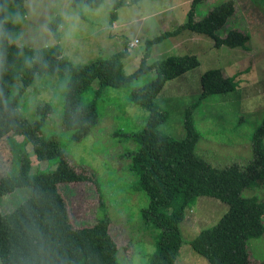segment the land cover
<instances>
[{"label":"trees","instance_id":"trees-1","mask_svg":"<svg viewBox=\"0 0 264 264\" xmlns=\"http://www.w3.org/2000/svg\"><path fill=\"white\" fill-rule=\"evenodd\" d=\"M192 0L186 22L172 30H164L147 40V44L164 37L178 35L185 29L209 36L214 46H244L249 39L245 31L233 28L224 36L219 31L235 11L234 0H224L206 15L195 20L197 3ZM25 0H0V140L4 139L11 154L13 168L0 177L1 197L20 187L30 188L29 196L10 212L0 213V260L2 264H120L117 247L109 233V218L103 202L101 215L91 225L73 228L66 206L57 189L60 183L88 178L76 171L60 148L56 134L47 132L53 110L48 101L38 103L32 120L18 110L23 95L38 78L48 83L49 76L64 82L60 122L68 142L82 140L98 122L95 102L86 103L83 93L96 80L94 99L106 86L121 88L146 70L153 78L133 89L128 103L147 112L141 129L124 139L128 169L132 174L129 188L142 192L147 204L137 213L144 228L155 231L154 250L145 264H175L182 243L180 223L185 211L198 196H212L228 208L211 226L202 228L191 240L192 249L209 264H264L251 262L246 251L249 238L264 233V202L255 196H244L243 190L264 185V117L250 135L251 155L245 165L232 162L217 167L197 152L201 136L193 120V112L209 95L234 92V76L211 68L200 77L201 92L184 114L185 134L174 137L157 127L168 119V113L154 104L164 82L178 78L198 65L194 54L167 55L150 64L142 58L136 70L125 75L122 59L127 48L84 64H73L63 54L60 40V17L56 15L47 27L55 43L41 47L17 44L10 39L17 30ZM102 0H69L72 7H98ZM138 0H115L116 10ZM126 44V43H125ZM48 78V80H46ZM17 136H22L18 142ZM32 145L31 154L26 144ZM32 159L46 161L45 168L31 172ZM53 167V168H52Z\"/></svg>","mask_w":264,"mask_h":264},{"label":"rangeland","instance_id":"rangeland-1","mask_svg":"<svg viewBox=\"0 0 264 264\" xmlns=\"http://www.w3.org/2000/svg\"><path fill=\"white\" fill-rule=\"evenodd\" d=\"M114 1L102 0L98 7L90 8L84 4L72 7L69 0H25L20 24L10 40L34 47L54 44L56 41L47 23L58 15L62 23L59 43L63 54L73 64L107 58L127 48L122 71L128 75L136 70L142 58L150 64L167 55H196L198 65L178 78L164 82L155 97L154 104L168 113V119L157 128L167 135L182 137L185 134L184 114L201 92V75L208 69L219 68L225 76H234L236 89L224 95H209L194 110L193 120L201 134L197 152L217 167L232 162L245 165L251 155L250 135L264 117V0H235L237 9L223 26V32L238 28L248 30L250 34L246 45L235 48L214 46L211 37L189 29L147 44V40L164 30H172L186 22L192 0H138L136 4L119 7L117 17L112 21ZM222 1L197 3L195 20ZM133 39L137 42L130 46ZM48 76V83L40 77L29 86L18 110L32 120L37 104L50 102L53 110L46 131H52L53 135L57 133L56 139L68 162L76 171L88 176L83 181L57 185L69 223L73 228L93 225L101 215L99 205L103 202L109 218V233L117 247L118 262L145 264L154 250L155 231L144 228L137 216L139 209L147 204V197L129 188L132 174L124 146L133 147L134 142L124 138L144 125L147 112L130 105L128 97L133 89L153 78V71H144L121 88L106 86L97 100L94 92L98 84L94 80L82 97L86 103H96L98 122L78 142H68L66 130L65 135L61 133L64 131L60 122L64 82L56 76ZM16 140L20 142L22 136H17ZM26 149L33 157L30 143L26 144ZM46 165V161L32 159L31 172ZM12 168L11 154L5 140L1 139L0 177ZM29 194L28 187L5 194L1 197L0 213L10 212ZM243 195L255 196L264 202V185L244 189ZM227 208L215 197H197L180 223L182 243L175 264H209L192 249L190 242L202 228L213 225ZM246 251L251 262H261L264 259V233L249 238Z\"/></svg>","mask_w":264,"mask_h":264},{"label":"crops","instance_id":"crops-1","mask_svg":"<svg viewBox=\"0 0 264 264\" xmlns=\"http://www.w3.org/2000/svg\"><path fill=\"white\" fill-rule=\"evenodd\" d=\"M247 3L245 2V5H246ZM234 5H235V10L237 9V2L234 0ZM62 27V23H61V20H60V26H59V30H60V28ZM246 31V33H248L249 34V32H248V30H245ZM61 32V31H60ZM220 32V34L222 35V36H224L225 34H224V32H223V29H221V31H219ZM60 37L62 38V36H61V34H60ZM249 37H250V34H249ZM61 38H60V40H61ZM59 40V41H60ZM250 40V38L246 41V43L248 42ZM246 43H245V45H246ZM62 52H63V50H62ZM223 72V71H222ZM223 74H224V72H223Z\"/></svg>","mask_w":264,"mask_h":264},{"label":"built area","instance_id":"built-area-1","mask_svg":"<svg viewBox=\"0 0 264 264\" xmlns=\"http://www.w3.org/2000/svg\"><path fill=\"white\" fill-rule=\"evenodd\" d=\"M136 42H137L136 39H133L132 42H129V45L132 46V45H133L134 43H136ZM130 46H129V47H130Z\"/></svg>","mask_w":264,"mask_h":264}]
</instances>
